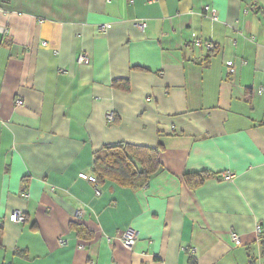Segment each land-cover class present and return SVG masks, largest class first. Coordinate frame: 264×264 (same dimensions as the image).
<instances>
[{"label": "crops", "instance_id": "0c3cea01", "mask_svg": "<svg viewBox=\"0 0 264 264\" xmlns=\"http://www.w3.org/2000/svg\"><path fill=\"white\" fill-rule=\"evenodd\" d=\"M0 7V264H264V0ZM117 142L160 147L162 167L144 188L110 180L97 195L78 175ZM128 227L132 250L118 240Z\"/></svg>", "mask_w": 264, "mask_h": 264}, {"label": "trees", "instance_id": "16d2710c", "mask_svg": "<svg viewBox=\"0 0 264 264\" xmlns=\"http://www.w3.org/2000/svg\"><path fill=\"white\" fill-rule=\"evenodd\" d=\"M203 42L206 43L209 41ZM215 51L216 45L214 44V50L209 51V53H214ZM159 148L160 147L151 148L128 142H117L105 145L101 151L95 154L94 157L93 169L97 182L94 184L92 183V185H94V187L95 185L99 187L107 181L113 180L120 186L134 190L146 187L150 178L162 167L159 158L161 149ZM190 177L204 181L208 175L206 173H197L187 176V178ZM72 227L79 237L86 238L88 234H92V232L82 223H74L72 224ZM3 230V225L0 223V241ZM259 240L261 257L264 260L263 233L259 237ZM257 262L258 259L256 257L250 256L247 264H257ZM189 264H197L196 259L191 257Z\"/></svg>", "mask_w": 264, "mask_h": 264}, {"label": "built area", "instance_id": "2783aa9c", "mask_svg": "<svg viewBox=\"0 0 264 264\" xmlns=\"http://www.w3.org/2000/svg\"><path fill=\"white\" fill-rule=\"evenodd\" d=\"M2 11H3V8L0 7V12H2ZM202 16L204 18L211 19L212 21H217L218 20V15H217L216 10L211 8L210 6H205L204 7L203 12H202ZM137 25L141 29H144L146 27V25H147L146 20H139L137 22ZM109 27H110V24H101V25H99V31L105 33L108 30ZM0 34H8V29L6 27L0 26ZM43 44L46 45L47 43L44 42ZM194 44L196 46H198V47L204 46L207 51H213L214 50V44L211 43V42H206L205 43L202 40L198 39V40L195 41ZM77 62L79 64H88L90 62V57H89L88 54L83 53V54H81L78 57ZM228 72L229 73H233L234 72V68L230 67L228 69ZM18 104H21V101H18ZM113 121H114V116H113L112 113H109L108 114V122L111 123ZM78 176H79V178H81L83 180H86L88 182H91L93 184L97 182V179H96L95 176L88 175V174H86L84 172L79 173ZM232 177H233V174L230 173V172L224 173L222 175V179L226 180V181L231 180ZM95 192H96L97 195H100V193H101L100 192V188L97 185H95ZM23 196L26 197V198H29V196L26 193H24ZM81 215H82V213H80V216ZM9 219L11 221L15 222V223H23L26 220L25 212L22 211L21 209H15L10 214ZM256 233L258 234V237L261 236L262 229H261L260 226L256 227ZM138 239H139V233L133 227L126 228L124 231H122L118 235V240L120 241L121 245L127 250H132L136 246V244L138 242ZM231 239H232V241L235 244H237V245L241 244V238H240L239 234L233 232L232 235H231ZM194 252L195 251L193 250L192 254Z\"/></svg>", "mask_w": 264, "mask_h": 264}, {"label": "clouds", "instance_id": "9594fccd", "mask_svg": "<svg viewBox=\"0 0 264 264\" xmlns=\"http://www.w3.org/2000/svg\"><path fill=\"white\" fill-rule=\"evenodd\" d=\"M26 216V215H25ZM26 221V220H25Z\"/></svg>", "mask_w": 264, "mask_h": 264}, {"label": "rangeland", "instance_id": "374dc122", "mask_svg": "<svg viewBox=\"0 0 264 264\" xmlns=\"http://www.w3.org/2000/svg\"><path fill=\"white\" fill-rule=\"evenodd\" d=\"M261 3V2H260ZM206 49V48H205Z\"/></svg>", "mask_w": 264, "mask_h": 264}]
</instances>
